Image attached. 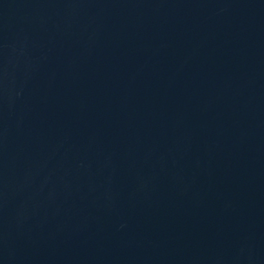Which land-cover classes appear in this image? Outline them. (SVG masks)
<instances>
[{"label":"water","instance_id":"obj_1","mask_svg":"<svg viewBox=\"0 0 264 264\" xmlns=\"http://www.w3.org/2000/svg\"><path fill=\"white\" fill-rule=\"evenodd\" d=\"M0 264H264V0H0Z\"/></svg>","mask_w":264,"mask_h":264}]
</instances>
